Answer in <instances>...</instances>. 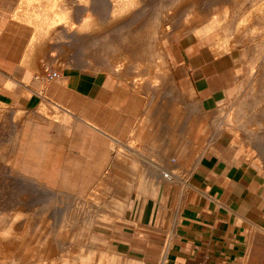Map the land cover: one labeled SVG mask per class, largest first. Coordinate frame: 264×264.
<instances>
[{
  "label": "crops",
  "instance_id": "0c3cea01",
  "mask_svg": "<svg viewBox=\"0 0 264 264\" xmlns=\"http://www.w3.org/2000/svg\"><path fill=\"white\" fill-rule=\"evenodd\" d=\"M20 1L0 0V240L14 229L23 235L50 195L70 199L73 211L90 197L97 214L89 232L88 223L71 231L64 224L54 237L16 239L69 240L74 252L90 240L84 264H264V188L255 175L214 147L182 182L188 158L177 157L172 123L163 132L146 115L158 107L150 96L147 110L134 83L83 71L80 61L55 80L37 79L49 65L33 31L15 19ZM169 56L171 82L202 114L233 87L232 52L179 37ZM105 194L112 200L100 201Z\"/></svg>",
  "mask_w": 264,
  "mask_h": 264
},
{
  "label": "rangeland",
  "instance_id": "374dc122",
  "mask_svg": "<svg viewBox=\"0 0 264 264\" xmlns=\"http://www.w3.org/2000/svg\"><path fill=\"white\" fill-rule=\"evenodd\" d=\"M22 1L25 2L21 0L19 6L24 4ZM35 1L39 3L31 0V4L33 5L34 3L33 6L42 3V0ZM139 1L142 2L144 0H138L139 5L137 6L141 7L140 11H137L135 14H128L129 12L123 11L119 12L116 17L117 20L119 17L120 20H118V22L122 20V23H125L126 20L129 21L130 18L131 25L121 26L123 25L121 23L115 27L107 24L110 23L108 21L105 25L101 24L99 26L96 20L97 23L92 22L91 24L94 23V27L91 25V29L89 30L80 31L76 28L75 31L73 28L74 35H76L75 37L78 36L77 38H79V35H87V37H89L88 41L83 43L78 40L68 43L69 45L60 43L61 40L57 41L55 39L57 37V28H54L55 30L53 29L52 31H47L42 29L43 27L41 24L42 28H40L39 24L35 25L36 27L32 26L33 24L30 23L32 19L30 17L29 19L28 16L26 20L22 19L20 22L28 26L31 29V33L33 31V37L37 39L35 40L32 38V40H35L32 44L35 45L36 42L37 46L45 50V61L47 54L52 57L50 62H47L49 65L47 68L49 70H55L60 74L63 68H73L74 62L80 61L83 71L106 72L114 77L115 82L123 83L125 86L127 85L132 89H134V87L131 83H134L135 90L145 94L147 110L150 108V103L147 101L151 96L153 99L151 106L158 107V110L154 113L147 111L146 115H152V117L154 115L156 120L159 121L163 132L166 128L168 129L165 125L170 124V122L172 123L174 129L172 131V136L175 138L174 149H177V157L179 161L188 158V168L184 170L183 175L177 177L179 180L185 182L188 173L192 166L197 163L199 157L208 152H216L214 148L216 147L223 155L225 154L230 158L231 164L243 165L251 174H254L259 184L264 188V161L259 159L261 157L251 146L248 144L246 145V139L242 136H246L245 132L248 134L250 130L255 129H252V125L260 129V127L256 125V113H259V115L264 113V34L257 28H249L248 25L246 26V23L242 25L237 17L228 20L221 19V21L218 20V22H216V20L211 24L205 22L189 24L186 22L173 26L170 25L172 23L173 11L169 10V1L159 2L157 0H148L151 2L148 6H142L143 4L140 5ZM234 1L235 3H239V1L242 0ZM43 4L47 5L46 0L45 3L43 1ZM238 14L239 13L236 15ZM139 27H144L146 31L144 42L146 44H143V47L148 57H145V59L143 58V60L137 59L136 61V59L131 60L124 56H120L118 52L123 47V38H125L129 32ZM159 27H164L166 33L162 35L159 40L161 56L158 58L155 48H158L156 47V41L159 36H156L159 34L158 32H160ZM119 29L124 31L118 32ZM66 32L68 33V31ZM115 34L119 36L117 37ZM105 37L112 40L107 38L106 41L104 39ZM179 37H188L197 44H206L211 47L215 53L232 52L236 57L235 81L233 87L213 111L204 114L200 113L199 104L195 100L189 99L180 93L175 88L173 80L172 82L168 80L167 74H171L169 47L171 42ZM119 44H121L122 47ZM230 44H232L233 50L228 46ZM120 58H123V60ZM144 60L147 61L145 62ZM145 63H147L148 66ZM139 69L142 70L139 71ZM36 71L35 75H41L45 70L42 71V69H37ZM116 73H119V75ZM146 89L152 91H147ZM249 123L252 124L249 125ZM214 135L218 138L214 137ZM263 144L264 140L262 142V145ZM262 147L264 148V146ZM182 182L178 184L181 185ZM178 195H180V193ZM109 199L112 200L111 196L105 194L100 201H107ZM91 202H93L92 198L88 197V199L80 202V205L78 204L80 208H76V211H73V209L70 208V199L62 198V200H59L50 195L43 204V212H41L40 209H35L33 220L31 219L28 224L23 226V235L22 232H16L15 229L11 230L8 223L3 225L2 231L11 230V239L0 240V264H84L86 261L88 262L89 251L85 250V245L88 243L91 244L92 242L90 240L81 242L83 246L81 247V252H74L71 246L73 241L69 240H38L42 242V247L36 246L38 248H34L32 244L25 245L23 243L25 241L24 238H16L21 235V237H29L30 235H49L50 237H54L55 232L58 233L63 230L64 224H69L71 231L73 227L81 228L82 224L88 223L89 228L87 230L89 232L91 227L89 222L97 214V209L89 207ZM102 207L103 209L98 211L106 212L104 204H102ZM2 213L4 216L3 220L8 218L10 213L9 208H3ZM43 217L44 220L46 219L44 224L43 221L37 222V220H41ZM56 220L61 221V223L57 225L58 229L57 226L54 228V225H56L54 221ZM32 229H36L35 231L40 232L44 231V233L47 234L41 233L40 235H32L30 234V230ZM80 230L83 231L82 229ZM27 232L28 235L26 234ZM33 241L35 242L36 240L30 239V242L27 243H32ZM44 242H47L45 248L47 252H42ZM57 242H60V245H57ZM68 244L70 245L69 249L64 250L65 246L68 248ZM1 245H4L5 248ZM61 246L62 248L60 249L59 247ZM96 253L99 254L100 252ZM74 257H76V261ZM97 257L99 256L97 255ZM92 264H95V262Z\"/></svg>",
  "mask_w": 264,
  "mask_h": 264
},
{
  "label": "bare ground",
  "instance_id": "6f19581e",
  "mask_svg": "<svg viewBox=\"0 0 264 264\" xmlns=\"http://www.w3.org/2000/svg\"><path fill=\"white\" fill-rule=\"evenodd\" d=\"M24 1L25 2L22 1L24 4L20 5L17 12H16V15H15L16 20L20 22V20L22 21V19L26 20V18L28 16V18L30 17L32 19L30 21V23L33 24L32 26L41 24L43 28L41 27V25H40V28H42L43 30H47V31H49V30L52 31L54 28H57L59 33L56 30L57 31V34H56L57 37L55 39L57 41L61 40L60 43H63V44H68V43H71L72 41H77V40L81 41L82 43L88 41L89 37H87V35L86 36L85 35H82V36L79 35V38H77L78 36L75 37L76 35H74L75 33L73 31V28L75 29V31H76V28L79 29L80 31L89 30V29H91V25L93 26V24L96 22V20H97L99 26L101 24L105 25V23H107L109 21L110 23H107V24L117 27L118 25H120L122 23V20H121V22L119 21L120 23L118 22V20H120L119 17H118V20L116 19L119 12H123V11L126 12L127 11V12H129L128 14H130V13L135 14L137 11H140V8H141L140 6L139 7L137 6V5H139L138 0H46L47 5H44L43 1L45 3V0H42V3L40 4L41 6L37 5V4L35 6H33L34 3L32 5L31 0H24ZM32 1L36 2L35 0H32ZM157 1H159V2L169 1L170 2L171 5L168 3L169 4L168 6L170 7L169 10L173 11L172 23L170 25H173V26L180 25V24H183L186 22H188L189 24H194V23H199V22H205V23L211 24L213 21H216V20H217L216 22H218V20L221 21V19L228 20V19H231L233 17H237L238 21H240V23L242 25H245V23H246V26L248 25L249 28L250 27L257 28L259 31H261V33L264 34V0H242V1H239V3H237V2L235 3L234 0H157ZM36 3H39V2H36ZM149 4H151V2L148 0H144V1L140 2V5H142V6H148ZM159 4H162V3H159ZM237 13H239V14L236 15ZM127 15H126V17H127ZM127 19H128V17H127ZM93 20H95V21H93ZM92 22H94V23L91 24ZM130 23H131V21L129 18V21L126 20L125 23H122L123 25H121V26H127ZM167 24H168V22H167ZM168 26H169V24H168ZM37 27H39V26H37ZM164 27H161V28L159 27L160 32H158L159 34H157V36H156V37L159 36L158 39L156 38L157 39V41H156L157 46L156 47H158V48H155L157 51V53L156 52L155 53H156V56L158 58L161 56V48L159 46V40L161 39V36L166 33V31L164 30ZM123 29H125V28H123ZM245 29H247V28H245ZM65 30L68 31V33ZM120 31L121 30L119 29L118 32H120ZM122 31H124V30H122ZM145 32L146 31H145L144 27L143 28L139 27V28L134 29L131 32H129L128 35L125 38H123V44H122L123 47L121 46V44H119L122 48L119 50L118 54L122 57L124 56L128 59H131V60L136 59V61H137V59L143 60V58L145 59V57H148V55L146 56L147 53L145 54V50L143 47L146 44V43H144L145 38H146ZM124 33H126V32H124ZM246 36H247V34H246ZM108 37H110V36H108ZM108 37H105L104 39L107 41ZM112 37H113V35H112ZM110 38H108V39H110ZM34 39L36 40L37 38H34ZM116 39H114V40H116ZM35 40H32V42ZM110 40H112V39H110ZM117 41H118V39H117ZM35 44H36V42H35ZM228 46L230 47V49L233 50L232 44H230ZM116 48H118V47H116ZM45 56H46V53H45ZM51 58L52 57H50L49 54H47L46 61L49 62L51 60ZM120 59L123 60V58H120ZM145 64H147V63H145ZM134 65H135V63H134ZM147 66H148V64H147ZM97 67H99V66H97ZM141 70L139 69V71H141ZM149 73H150V71H149ZM116 74L119 75V73H116ZM167 77H168V80L171 79L169 73L167 74ZM257 114H258V117H257ZM256 123H257L256 125L258 127H260V129H257V127H253V125H252V129L253 128H255V129L250 130V131L248 130L249 131L248 134H247V132H245L246 136L245 135H242V136H244V138L246 139V141H245L246 145L248 144L249 146H251L261 157L259 159H262L264 161V148L262 147V146H264V144L262 145V142L264 140V113H262L260 115H259V113H256ZM251 124L249 123V125H251ZM234 130H236V129H234ZM241 132H243V131H241ZM214 137H216V136L214 135ZM216 138H218V137H216ZM30 239H29V241H28V239L25 240L23 243L25 245L32 244L34 246V248L36 246L42 247L41 246L42 242L37 241L36 238H34V240L36 239L35 242L33 241L32 243H27V242H30ZM57 245H60V242H57ZM1 246H3L5 248L4 245H1ZM46 246H47V242H44V248L42 249V252H47L45 250ZM38 247H36V248H38ZM33 250H35V249H33Z\"/></svg>",
  "mask_w": 264,
  "mask_h": 264
},
{
  "label": "built area",
  "instance_id": "2783aa9c",
  "mask_svg": "<svg viewBox=\"0 0 264 264\" xmlns=\"http://www.w3.org/2000/svg\"><path fill=\"white\" fill-rule=\"evenodd\" d=\"M40 81H52L59 77V72L55 70H45L41 75H35ZM165 177H167L165 175Z\"/></svg>",
  "mask_w": 264,
  "mask_h": 264
}]
</instances>
